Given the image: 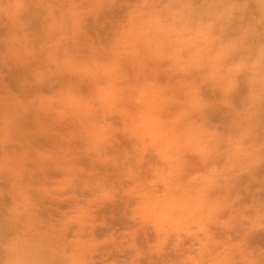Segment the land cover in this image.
<instances>
[{
	"label": "rangeland",
	"instance_id": "rangeland-1",
	"mask_svg": "<svg viewBox=\"0 0 264 264\" xmlns=\"http://www.w3.org/2000/svg\"><path fill=\"white\" fill-rule=\"evenodd\" d=\"M264 264V0H0V264Z\"/></svg>",
	"mask_w": 264,
	"mask_h": 264
},
{
	"label": "clouds",
	"instance_id": "clouds-1",
	"mask_svg": "<svg viewBox=\"0 0 264 264\" xmlns=\"http://www.w3.org/2000/svg\"><path fill=\"white\" fill-rule=\"evenodd\" d=\"M3 264H17V262L9 260V261L3 262Z\"/></svg>",
	"mask_w": 264,
	"mask_h": 264
}]
</instances>
